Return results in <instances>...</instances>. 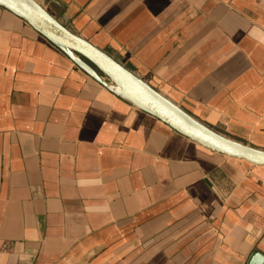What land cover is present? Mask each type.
I'll use <instances>...</instances> for the list:
<instances>
[{
	"label": "crops",
	"instance_id": "0c3cea01",
	"mask_svg": "<svg viewBox=\"0 0 264 264\" xmlns=\"http://www.w3.org/2000/svg\"><path fill=\"white\" fill-rule=\"evenodd\" d=\"M38 1L264 149V0ZM254 250L264 165L180 133L0 6V264H247Z\"/></svg>",
	"mask_w": 264,
	"mask_h": 264
},
{
	"label": "water",
	"instance_id": "95a60500",
	"mask_svg": "<svg viewBox=\"0 0 264 264\" xmlns=\"http://www.w3.org/2000/svg\"><path fill=\"white\" fill-rule=\"evenodd\" d=\"M0 6L26 20L86 67L102 84L162 119L180 133L213 150L264 165V149L229 137L202 122L111 54L71 30L38 0H0ZM247 264H264V254L254 250Z\"/></svg>",
	"mask_w": 264,
	"mask_h": 264
}]
</instances>
